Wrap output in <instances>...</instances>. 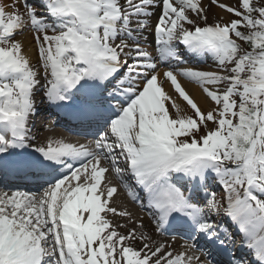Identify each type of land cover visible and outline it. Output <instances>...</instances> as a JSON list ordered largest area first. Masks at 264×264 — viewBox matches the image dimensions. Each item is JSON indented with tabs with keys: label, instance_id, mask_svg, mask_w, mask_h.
Returning <instances> with one entry per match:
<instances>
[{
	"label": "snow or ice",
	"instance_id": "obj_1",
	"mask_svg": "<svg viewBox=\"0 0 264 264\" xmlns=\"http://www.w3.org/2000/svg\"><path fill=\"white\" fill-rule=\"evenodd\" d=\"M24 3L25 14L0 4V185L34 180L42 193L0 191V264L199 261L157 242L166 233L186 237L185 249L202 252L203 264H253L236 255L240 247L264 264V3H220L237 18L211 24L200 0ZM29 30L36 68L16 39ZM186 53H211L216 70L188 66ZM161 62L192 115H182L158 82ZM178 77L202 88L214 107L202 111ZM41 89L94 141L36 144L29 122ZM110 169L151 216L150 233L142 217L115 206L110 180L101 187Z\"/></svg>",
	"mask_w": 264,
	"mask_h": 264
},
{
	"label": "bare ground",
	"instance_id": "obj_2",
	"mask_svg": "<svg viewBox=\"0 0 264 264\" xmlns=\"http://www.w3.org/2000/svg\"><path fill=\"white\" fill-rule=\"evenodd\" d=\"M209 1H211V0H200L201 6L206 7V5L209 3ZM209 13H210L209 14L210 17H212V18H214L213 16H215V15H211V14H217L216 16H218L219 19L227 16V13L225 11L221 10L219 6H216L214 4L209 5ZM150 22L152 23L153 21H150ZM19 40L23 41L25 51L28 53L29 57L31 58L32 63H34L36 61L37 49L34 46V44H32L30 36L29 35L19 36ZM161 63L163 64V62H161ZM188 66H193V65L188 63ZM167 70H168L167 64H166V67H163V69L158 70V72L160 73V75L158 77V82L165 81L164 83L161 84V87L165 90L166 93H168L172 97V99L175 101V103L181 108V110H182L181 113L187 114L192 109L189 107V105H187L186 101H184L182 99V97H180L174 91V88L171 85V83L167 82L165 80L163 73ZM178 80L182 84V86L185 88V90L188 92L190 97L194 100V102L197 103V105L201 108L202 111L203 110H209V109H212L214 107V103L211 102L210 98L207 97V95L203 92L202 88H200L195 83L184 79L183 77H178ZM41 98H46L44 91L42 89L38 93L35 94L34 100H35V102H37ZM166 105L171 106V102H166ZM40 119H42V123L34 129V135H32L33 137H35V143L36 144H40V143L45 144V143H47L48 140H57V139L61 138V134H60L59 130H55V129L50 130L49 129L50 125L52 123H55V121H53L51 118H47V117H41ZM109 180L111 181L110 186H116L118 188V193L114 195L115 206L118 207L120 210H128V211H131L132 213H134L135 215H134L133 219H135L137 216L142 217L144 224L147 226L145 228V232L150 233L154 227V221H152L151 216L146 211L141 210L139 208V206L130 205L126 200V195L122 194L120 186L116 182H113L111 179H105L102 182L101 187L103 188L104 184L107 183V181H109ZM102 215H103V213H102ZM108 218L110 220H112L113 223L127 224L128 228L137 227L138 223H139V221H137L136 224H132V223L128 222L127 218L112 216L111 214L108 215ZM128 228H121L119 230L122 232H127ZM225 231H228L229 233H233L235 231V225L232 229H225ZM156 240L159 243L167 244L176 253L187 250L189 255H192L194 257H199V261L194 260L193 264H203V262L205 261V259H203L200 256L199 252L196 251L195 249H185V247H184L185 244L191 243V242H188L186 240H182L180 238L166 236L164 234L158 235L156 237ZM136 246H137V248H139L140 244L137 243ZM238 256H240V255H238Z\"/></svg>",
	"mask_w": 264,
	"mask_h": 264
},
{
	"label": "rangeland",
	"instance_id": "obj_3",
	"mask_svg": "<svg viewBox=\"0 0 264 264\" xmlns=\"http://www.w3.org/2000/svg\"><path fill=\"white\" fill-rule=\"evenodd\" d=\"M13 0H1V2H2V4L6 7V10L7 11H12V7L10 6V3L12 2ZM17 1L18 0H14V3L13 4H15V5H18V4H16L17 3ZM218 2H219V4L220 3H223V4H226V5H229V6H238V0H217ZM255 4H256V6H259L260 5V3H264V0H259V2H258V0H254L253 1ZM12 4V5H13ZM210 4H213L212 3V0L211 1H209V3L206 5V7H204V6H202L203 8H204V14L207 16V22L209 23V24H211V23H213V22H220V23H227V22H230L231 20H233V19H236L237 17H235L233 14H230V13H228L226 10H224V9H221V10H223V11H225L226 13H227V16L226 17H223V18H218V16H216L217 14H211V15H215V16H213L214 18H212V17H210V13H209V5ZM214 5H216V6H218V4H214ZM193 18H195V16L193 15ZM18 37H19V35L16 37V39H18ZM213 58V57H212ZM34 64H36V62L34 63ZM35 66H37V65H35ZM35 66H34V68H35ZM196 68H198V69H206V70H216V64H215V62H214V58L211 60V61H207V63H205V62H203V63H199V64H197L196 66H195ZM166 107H168V109H169V113H170V116L172 117V118H175V116H176V113H175V110L172 108V106H166ZM190 107V106H189ZM209 110H211V109H209ZM209 110H203L205 113L207 112V111H209ZM182 115H185V116H190V115H192L193 114V110H191L189 113H187V114H183V113H181ZM208 127L209 128H212V127H214V125L212 124V123H209V125H208ZM216 185V184H215ZM213 186H214V184H213ZM213 189L216 191V193L217 194H219V196L221 195V194H223V190H222V188L220 187V186H214L213 187ZM218 196V197H219ZM226 223V222H225Z\"/></svg>",
	"mask_w": 264,
	"mask_h": 264
},
{
	"label": "trees",
	"instance_id": "obj_4",
	"mask_svg": "<svg viewBox=\"0 0 264 264\" xmlns=\"http://www.w3.org/2000/svg\"><path fill=\"white\" fill-rule=\"evenodd\" d=\"M247 46V45H246Z\"/></svg>",
	"mask_w": 264,
	"mask_h": 264
}]
</instances>
